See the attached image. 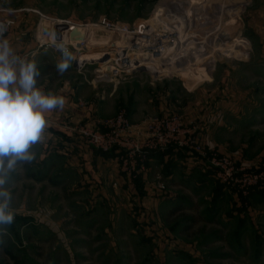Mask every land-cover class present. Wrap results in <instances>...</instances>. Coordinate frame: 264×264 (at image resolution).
<instances>
[{"label":"rangeland","instance_id":"374dc122","mask_svg":"<svg viewBox=\"0 0 264 264\" xmlns=\"http://www.w3.org/2000/svg\"><path fill=\"white\" fill-rule=\"evenodd\" d=\"M177 1L1 2L10 11L33 9L62 21L92 25L89 32H104L94 44L87 42L83 49L71 50V66L62 75L75 97L81 98L79 107L89 108L103 122L125 112L134 125L156 115H177L186 131L182 139L191 144L159 152L167 158L165 165L153 164L151 172L150 158L145 170L138 168L135 175L123 172L128 156L124 148L103 152L86 141L82 145L92 151L117 153V167L123 175L120 186L113 184L118 189L115 192H110V183L104 186L87 173L86 177L84 171L68 174L64 182L58 176L45 182L26 176L20 183L9 184L15 215L11 224H0V264H264V0L223 2L219 8L233 4L239 9L210 16L213 23L234 22V27L222 33L207 30V18L192 23L182 9H172L184 25L192 23L194 32L176 66H154L119 77L102 72L115 69L107 64L111 55L118 57L117 51L121 53L127 46H123L125 40L116 45L119 39L96 24L104 20L128 26L136 38L128 45V56L140 58L152 47L135 54L131 47L140 45H135L139 38L146 40L141 41L145 47L157 37L152 43L163 49L173 44L163 40L185 31L155 20L164 18L161 7ZM184 1L199 5L198 0ZM29 13L33 23L24 38L33 39L35 46L22 47L16 53L33 51V60L39 50L37 34L47 41L53 37L47 32L50 23L38 33L39 15ZM14 33L12 29L8 35ZM237 37L247 40L244 49L230 43ZM44 51V56L36 57L56 69L61 54L50 48ZM95 52L106 54L102 59L86 58ZM91 123L63 121L60 126L77 142L66 127ZM73 146L66 150L71 152ZM214 160L224 163L229 176H218L220 168ZM166 169L175 172L172 179ZM159 175L168 184L164 192L155 188ZM142 179L152 184L145 195L141 194Z\"/></svg>","mask_w":264,"mask_h":264},{"label":"built area","instance_id":"2783aa9c","mask_svg":"<svg viewBox=\"0 0 264 264\" xmlns=\"http://www.w3.org/2000/svg\"><path fill=\"white\" fill-rule=\"evenodd\" d=\"M2 1L3 0H0V23L7 25L6 33H8L16 26L17 23L16 19L11 14H3L12 13V11L2 7ZM27 11L37 13L39 15L40 22L37 27L38 33H42L47 29L43 28L44 24L50 23L51 25V28L47 29V32H52L53 39L51 41L50 38H48V41L45 38L41 39L37 34L36 42L39 44V49L47 50L50 48L60 53L58 49L61 46L67 47L70 51H78L87 46L89 30L93 27L92 25H82L71 21H62L43 15L33 9H29ZM100 22V24H96L97 27L108 31L113 37L119 39V42H116V45L120 42L124 43L125 40L126 43L123 46H127L126 49H122L121 53L119 50L117 51V55H119L118 57L116 55H111L110 59L114 63L110 61L107 64L115 66V69H112L109 72L104 71V73L113 77H119L121 75H127L140 70L139 67H135V69H133L135 66L133 65V63H135V56H128V52L130 50L128 45L136 40L135 35L133 34L134 31H131L128 26L120 23L114 24L104 20ZM75 28L84 30L87 37L84 40L72 38L70 33ZM123 46L119 47L122 48ZM131 48V51H136L134 53L137 54L138 49L142 51L143 48L146 47H143L140 44L132 46ZM18 55L30 59L33 55V51L18 53ZM78 60L77 62H82ZM117 60H121V63H117ZM78 66L79 69H81V65L78 64ZM100 125L103 126V129L100 128ZM182 127V120L177 115H156L148 117L145 121H143V123L134 125L128 115H126L125 112H121L114 118H110L104 122L101 119H95L91 124H86L76 128L66 127V129L71 131L73 136H76L75 139L78 140L77 143L83 144L87 141L93 148L99 151L108 152L114 148H124L128 152V156L126 157L127 160H125V169L123 172L136 175L139 171L145 170L144 165L148 160H150L152 154L164 152L169 148H174L176 146L191 144L190 141L187 142L182 139V136H184V133L186 132ZM134 137L137 138L134 139ZM190 147L193 148L192 146ZM214 162L215 165L220 168L218 175L220 178L224 179L225 176H229L230 173L226 170V168H224L223 162L215 160ZM138 168H140V170L137 172ZM115 185H117V182L114 183V186ZM151 187L152 185L149 186V189ZM167 187L168 184L166 180L159 175L158 182L155 187L156 190L164 192Z\"/></svg>","mask_w":264,"mask_h":264},{"label":"clouds","instance_id":"9594fccd","mask_svg":"<svg viewBox=\"0 0 264 264\" xmlns=\"http://www.w3.org/2000/svg\"><path fill=\"white\" fill-rule=\"evenodd\" d=\"M7 25L0 23V224H11L14 210L8 184L21 167L36 159L34 147L45 140L48 114L63 110L66 98L39 86L41 71L35 60L18 55L6 38ZM62 76L71 66L72 52L58 49Z\"/></svg>","mask_w":264,"mask_h":264},{"label":"crops","instance_id":"0c3cea01","mask_svg":"<svg viewBox=\"0 0 264 264\" xmlns=\"http://www.w3.org/2000/svg\"><path fill=\"white\" fill-rule=\"evenodd\" d=\"M2 7L6 8L4 4ZM3 14H11L16 19L17 24L13 28L16 31V34H5L15 52L21 50L20 48L22 47L27 48V46L30 47V49H33L35 46L33 43L34 40H30V37L29 40L24 38V34L32 28L31 23H33V16L29 12L19 13L18 11L14 10H12V13ZM44 50L45 49L36 50L34 53L35 57H33V60L37 62V65L41 71V77L38 82L39 86L45 92L52 91L65 97L66 105L63 110L53 111L48 114V128L46 129L45 140L42 144L36 145L33 149L37 156L36 161L26 168H19L17 172L12 175L9 184L20 183L22 177L26 176L28 177L27 179L32 180L33 178H38L40 180L43 179L44 182L47 179L53 181L55 180L54 176H56V178L58 176V178L61 179V182H64L69 177L70 173L73 174L78 171L76 174L79 175L84 171L83 173H85L86 177L89 175L104 186L110 183V192L118 191V189L114 188L113 184L117 182V184L120 186V178L123 174L119 171V167H117V153L109 152L108 154H101L100 152L92 151L90 148L75 142L67 135L63 127L60 126V123H63V121L79 125L89 123L90 121L93 122L95 119L101 117H99L89 108L84 109L79 107V103L82 102L81 98L75 97L74 89L72 86H70L68 79L63 76H59V74L56 73V69L51 67V64H49L47 61H44L40 57H36L45 52ZM70 145H74L73 150L68 152V146ZM156 155L157 156H154L151 158V161L148 162L150 170L151 167L154 166L153 164L163 166L167 162L165 155L163 157L160 154ZM174 156L176 155L174 154ZM177 158L178 157H176L175 160L178 161ZM22 169L25 171H23V176L21 173ZM42 172H44V175H39ZM166 173L169 175L168 178L172 179L175 172H170V170L168 171V169H166ZM57 180L58 179H56V181ZM141 185H143L144 189L141 194L145 195L148 193V187L152 184L148 183L147 179L146 181L145 179H142Z\"/></svg>","mask_w":264,"mask_h":264},{"label":"bare ground","instance_id":"6f19581e","mask_svg":"<svg viewBox=\"0 0 264 264\" xmlns=\"http://www.w3.org/2000/svg\"><path fill=\"white\" fill-rule=\"evenodd\" d=\"M226 1H229V0H198L199 5L193 6L192 4L187 5L188 2H186L184 0H178L175 4L169 5V7H167V6L164 7L163 5H161L163 7H161V10H160L161 14L160 15H163L164 18L162 16H159L155 20L157 21V20L161 19L160 21H165V22H167V24L169 23L168 25L170 27L178 25V27H180V29H185V31L183 33H181L180 35H178L174 39L163 40V43H167V44L168 43L170 44V42L171 43L173 42L172 46L171 45H170V47L163 46V49L158 48L157 43H155V42L152 43V41L158 40L157 37H153V39H151L152 40L151 43L148 42V44L145 45V47L146 46L149 48L152 47V51H147V53H145L144 55L140 54L139 55L140 58H135L134 59L135 63H133V65H135V66L133 67V69H135V67L136 68L139 67L140 69H147V68H151L154 66H163V67L169 68L173 64L176 66V63L179 62L180 59H182V57L184 56V54L188 48L190 38L192 37V35L194 33L193 28H191L192 26H190V25H192V23H195V21L204 20L207 18L208 22L206 25L209 27V28H207V30L211 29V31H214L215 33L216 32L222 33L224 31L226 32V30L228 28L233 26V24H234L233 21H232L233 24H232V22H228V24L227 23L226 24H223V23L218 24V23L214 22L215 23L214 24L209 19L210 16H212V15L214 16V15H217L220 13L222 14L225 12H229V13L233 14V13L238 12L239 8L233 4L230 5L227 9L225 7H222V8L218 7V6H221V4L223 2H226ZM236 4H238V3H236ZM172 9H182L185 17H187L190 21H192V23L189 24L188 26L184 25L183 20L180 19V17L175 16V14H173V12H172ZM188 27H189V29H188ZM82 31H84V30H82ZM86 37L87 36L85 33L84 39ZM229 38H230V36H229ZM84 39H80V40H84ZM139 39H140L139 42L135 43V45L141 44V41H143V42L146 41L143 38H139ZM230 43L240 46V49H244L247 46L246 45L247 40L245 38H241V37H237L235 40L231 41ZM199 51H200V48H199ZM201 51H202V49H201ZM232 51H236V49H234V50L232 49ZM105 54H106L105 52L104 53H96L95 52V53H92L91 55H87V57L85 55V57L90 59V60H96L97 58L102 59L103 55H105ZM103 64H106V62H103ZM112 68H115V67H112ZM164 69H166V68H164ZM110 70H112V69H110ZM104 71L105 70H102V72H104ZM109 71H107V72H109Z\"/></svg>","mask_w":264,"mask_h":264},{"label":"water","instance_id":"95a60500","mask_svg":"<svg viewBox=\"0 0 264 264\" xmlns=\"http://www.w3.org/2000/svg\"><path fill=\"white\" fill-rule=\"evenodd\" d=\"M97 33V34H96ZM104 32L102 31H97V30H91L89 32V36H88V43L90 44H94L96 40L99 41L98 37H100L99 35L102 34ZM70 36L72 38H76V39H84L85 37V32L82 31L79 28H75L71 31Z\"/></svg>","mask_w":264,"mask_h":264},{"label":"trees","instance_id":"16d2710c","mask_svg":"<svg viewBox=\"0 0 264 264\" xmlns=\"http://www.w3.org/2000/svg\"><path fill=\"white\" fill-rule=\"evenodd\" d=\"M156 154H161V153H155V154H152L151 155V158H153L154 156H157ZM158 156H160V155H158ZM6 253L8 254V255H10L14 260H16V256L15 255H13L12 254V252L9 250V249H6ZM16 262V261H15Z\"/></svg>","mask_w":264,"mask_h":264}]
</instances>
